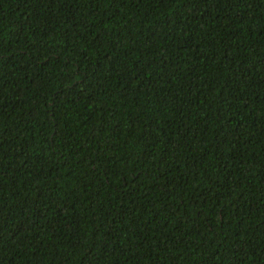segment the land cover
<instances>
[{
    "label": "trees",
    "instance_id": "1",
    "mask_svg": "<svg viewBox=\"0 0 264 264\" xmlns=\"http://www.w3.org/2000/svg\"><path fill=\"white\" fill-rule=\"evenodd\" d=\"M0 264H264V0H0Z\"/></svg>",
    "mask_w": 264,
    "mask_h": 264
}]
</instances>
